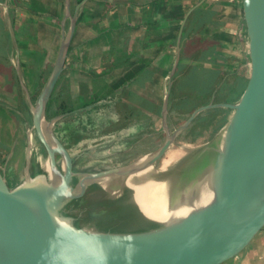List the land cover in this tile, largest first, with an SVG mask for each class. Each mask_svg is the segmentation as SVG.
Wrapping results in <instances>:
<instances>
[{"label":"crops","instance_id":"1","mask_svg":"<svg viewBox=\"0 0 264 264\" xmlns=\"http://www.w3.org/2000/svg\"><path fill=\"white\" fill-rule=\"evenodd\" d=\"M75 6L71 0L72 12ZM80 15L60 84L89 96L130 75L110 97L79 110L91 126L81 135L70 134L93 150L109 140L117 144L116 151L103 158L144 159L161 145L171 81L170 129L177 119V110L170 113L173 100L186 99L188 107L197 104L193 110L209 103H234L239 98L225 100L232 86L238 83L241 94L246 86L250 62L245 74L249 38L243 0H92L82 19ZM66 17L65 0H0V48L4 49L3 56L0 52V160L7 166L10 160L24 166L30 157L35 144L31 103L35 102L36 55L44 56L47 80L63 25L69 26ZM184 80L192 82L191 90L182 86ZM225 109L222 126L233 113ZM105 115L104 126L95 129ZM9 170V175L2 171L19 181ZM226 264H264V228Z\"/></svg>","mask_w":264,"mask_h":264},{"label":"water","instance_id":"2","mask_svg":"<svg viewBox=\"0 0 264 264\" xmlns=\"http://www.w3.org/2000/svg\"><path fill=\"white\" fill-rule=\"evenodd\" d=\"M88 1L80 0L72 12L71 0H65L69 26L64 23L53 69L31 103L33 127L49 157L47 175L31 176L27 167L25 179L11 186L0 169V264L228 263L264 228V0H243L250 73L239 99L199 106L171 131L167 123L171 81L165 98L162 144L134 164L83 173L77 192L70 183L73 157L54 127L57 120L81 109L51 119L46 110L58 89L79 15ZM212 107L230 108L232 116L215 138L216 153L207 173L194 180L179 201V196L169 199L173 219L149 218L135 201L157 227L113 231L77 226L60 212L95 180L118 175L129 178L151 169L197 116ZM57 153L64 159V171L57 164ZM29 160L28 155L27 163ZM145 178L142 175L138 180ZM186 203L190 209L179 216Z\"/></svg>","mask_w":264,"mask_h":264},{"label":"flooded vegetation","instance_id":"3","mask_svg":"<svg viewBox=\"0 0 264 264\" xmlns=\"http://www.w3.org/2000/svg\"><path fill=\"white\" fill-rule=\"evenodd\" d=\"M46 117L49 119L52 118L48 117L47 110ZM64 118L65 116L57 120L54 127V131L73 157L72 170L74 171V173L71 177L70 183L74 188H76L77 192L81 190L80 183L83 173L96 172L109 168L126 166L134 164L137 160H140L137 158L107 160L106 158H103V156H96L88 159L87 162H84L85 160L83 159V157L85 156V153H74L72 151L73 145L75 144V142L78 143V140L76 141V139L72 137V135H70L73 134L71 131L72 127H68L70 125V120H64ZM188 128H186L176 139L183 136L184 139H188L191 142L197 141V138L195 140H191L190 138L184 137ZM171 131H174V128L171 129ZM33 133L39 144H36L35 142L33 147L31 146L30 148L31 150L28 170L31 176H37L40 174L47 175L48 171L46 170H48L49 168V157L45 146L37 137V133L34 127ZM74 135L76 134H73V136ZM36 145L39 146L36 147ZM38 152L40 154H38ZM215 153L216 148L214 142L206 143L198 149L194 150L192 148L183 154L177 155L174 159H172L168 164L164 166V156L166 155L165 154L162 158L153 162L150 171L148 172V174H146L145 177L167 182L169 190L171 192V197L175 199L177 196L184 194L186 190L190 188V185L192 182H194V180L201 178L207 173L208 165L213 161ZM63 160V157L59 153H57V164L62 171H64L65 165V162H63ZM45 162H47L48 164L47 167L44 164ZM23 163L24 180L26 176V158ZM6 177L8 182L10 183V179L8 178V176ZM127 179L128 176L126 175H118L110 177L107 180H95L87 184L79 196L67 201L61 208L60 212L65 216H68L75 225L84 226L82 223H78L76 221L78 220V216L83 214L92 205H103L104 201L106 200L117 199H120V205H128L130 203H135L134 189L127 184ZM80 202L81 204H78Z\"/></svg>","mask_w":264,"mask_h":264},{"label":"trees","instance_id":"4","mask_svg":"<svg viewBox=\"0 0 264 264\" xmlns=\"http://www.w3.org/2000/svg\"><path fill=\"white\" fill-rule=\"evenodd\" d=\"M80 0H75V3L77 4ZM92 0H89L81 12L80 19H82L85 15V10L87 9L89 2ZM73 45L71 44L69 48V53L72 51ZM44 56L41 54L36 55V69H35V100L37 99L38 95L40 94L46 78L43 75L42 65H43ZM130 75H127L123 78H121L117 84L110 87H103L101 88V92H96L95 94L90 93L92 95H87L88 93L83 94L81 93H72L70 92L65 85L60 84L61 83V77L59 79V89L56 90V92L53 94L52 98L49 101V104L47 106V115L48 117H54L56 115L65 114L72 112L74 110L83 109L91 104H96L99 101L103 99H107L110 97L114 90H117L118 88L122 87V85L129 79ZM31 78V77H30ZM239 86L237 83L236 85H233L231 88L230 94L226 95L225 100L226 101H235L237 100L242 91V87ZM215 89V88H213ZM174 97V96H173ZM197 104L192 105L188 107V103H186V99H180L178 101H174L170 107V113L174 110H177V119L174 120L175 124L180 125L182 122H180V118L184 117V115L189 114ZM53 107V109H52ZM188 107V108H186ZM194 107V108H193ZM175 108V109H174ZM226 109L222 107H212L207 110H204L201 112L197 118L193 121V123L189 126L187 132L185 133L184 137L190 138L191 140H195L197 138V135L201 134L202 132H199L196 134L197 127L201 126V128L206 129L208 127H215L219 128L222 126V124L225 121V118L222 116L224 115ZM86 112V111H84ZM83 112L77 111L71 114H68L65 116L64 120H70V121H77L78 122V116H80ZM175 114V113H174ZM76 122V123H77ZM59 123V122H58ZM59 125V124H58ZM81 139V138H80ZM19 183L17 180H10V185L15 186ZM120 199L117 200H106L104 201L103 205H106L107 212L110 214H119V213H127V219L131 221L129 223L130 225H133L130 229H127L128 231H145L152 228L157 227V224L154 222L149 221L147 218L144 217L142 212L139 210L138 206L135 203H130L128 205L119 204ZM109 230V229H107ZM111 230H118V229H111Z\"/></svg>","mask_w":264,"mask_h":264},{"label":"rangeland","instance_id":"5","mask_svg":"<svg viewBox=\"0 0 264 264\" xmlns=\"http://www.w3.org/2000/svg\"><path fill=\"white\" fill-rule=\"evenodd\" d=\"M0 52H1V55L3 56L4 55V49L0 48ZM248 65H249V61H247V63L244 65L243 71L245 74H248V72H249ZM52 66H53V63L51 64V67ZM2 77H3V75L0 73V79H2ZM186 84H187V87H186ZM189 84H192V82L187 83L185 80H184V82H182L183 87H186L187 89L191 90ZM58 89H59V86H58ZM52 109H53V107H52ZM86 117H87V115L85 113H82L80 116H78V119H77L78 122L76 121L77 123L75 122V120L69 121L70 125L68 127H72L71 131L73 134L81 135V134L87 132L86 128H88V126H91V123H89V120H87ZM103 118H101L96 123L98 125H95V129H97V127H99L100 125L104 126L103 121H107L108 118H106V115L103 116ZM185 119L186 118H180L179 120H180V122H183ZM60 126H61V124H60ZM171 126L175 128L178 126V124L176 125L173 123ZM223 127L224 126L219 127V128H215V127L211 126V127H208L204 130H203V128H201V126L197 127V129L195 131L196 134L199 132H202V133L197 135V141H194V142H191L188 139H184L183 136L176 139L174 144L171 145L170 149L167 151L166 155L164 156V158H165L164 162H166V160H168V159L172 160L177 155L183 154L192 148L195 150V149L202 147L206 143L214 142L215 138H217V136L220 134ZM88 131L90 132L93 130H91V128H89ZM34 137H35V135H34ZM161 137L164 138V135H162ZM87 140H90V139L88 138ZM80 141H78V143L75 142V144L72 147V151L74 153H82V150H83V152L86 151V153L84 154L85 156L83 157V159L85 160L84 162H87V160L92 158V157L112 154L113 152L116 151V148H118L117 144H113V142L111 140H109V142L111 144L108 143V145L106 144L103 146L100 145L98 148H95V150H93L90 146H82V142H80ZM34 142H36V144H39L36 138H35ZM38 146L39 145H36V147H38ZM38 154H40V153L38 152ZM115 159H118V158L109 157V160H115ZM5 162H6L5 160H0V169L3 171H8L7 175H9V171H10L9 167H11V170H12L11 172L14 174H17L20 177L19 181L22 182L23 178H24L23 177V174H24L23 164L19 165L18 164L19 162H15V160H10L8 162V166H7V164ZM10 163H11V166H9ZM78 204H81V202ZM106 210H107L106 205H102V204L92 205L83 214L78 216V220L76 222L82 223L84 226L99 229V230L118 229V230H113V231H128L127 229H130L131 227H133V225L129 224V223H131V221L127 219V215H128L127 213H122V214L119 213L118 215L117 214L114 215V214L108 213Z\"/></svg>","mask_w":264,"mask_h":264},{"label":"bare ground","instance_id":"6","mask_svg":"<svg viewBox=\"0 0 264 264\" xmlns=\"http://www.w3.org/2000/svg\"><path fill=\"white\" fill-rule=\"evenodd\" d=\"M170 161V159L166 160L164 166ZM44 164L48 166L47 162ZM149 171L150 169L129 177L127 184L134 189V199L146 216L158 221H169L174 217L169 215L171 192L168 183L149 178L138 180L142 175L146 176ZM180 198L181 196L178 197V201ZM189 209L190 206L186 203L179 216L187 213Z\"/></svg>","mask_w":264,"mask_h":264}]
</instances>
